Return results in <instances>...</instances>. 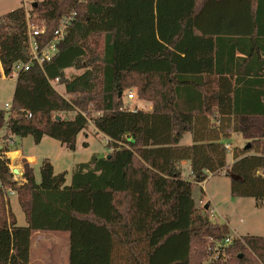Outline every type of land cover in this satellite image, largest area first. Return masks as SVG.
<instances>
[{"label":"trees","instance_id":"16d2710c","mask_svg":"<svg viewBox=\"0 0 264 264\" xmlns=\"http://www.w3.org/2000/svg\"><path fill=\"white\" fill-rule=\"evenodd\" d=\"M33 6L31 16L46 27L41 45L64 17L75 16L57 54L17 74L12 108L0 109V132L32 135L36 143L48 136L75 150L89 125L81 111L91 116L94 108L93 124L112 151L78 163L67 184V172L56 174L49 158L39 182L27 161L23 181H14L0 149V195L3 187L17 191L28 223L18 225L11 211L0 216V264H30L36 231L68 232L69 264H206L209 238L232 233L211 217L214 207L201 185L209 174L224 172L232 196L264 206V0H41ZM29 59L21 6L0 16V77ZM70 68L85 70L69 78ZM55 79L72 98L56 90ZM133 87L150 110L124 108L123 94ZM212 120L217 130L209 128ZM230 128L251 139L232 164L222 141ZM189 132L193 143L181 144ZM183 161L190 162L191 178L183 176ZM228 254L210 264H264V236L244 235Z\"/></svg>","mask_w":264,"mask_h":264},{"label":"rangeland","instance_id":"374dc122","mask_svg":"<svg viewBox=\"0 0 264 264\" xmlns=\"http://www.w3.org/2000/svg\"><path fill=\"white\" fill-rule=\"evenodd\" d=\"M39 1L41 0H0V16L21 6H24V8L32 14V10L34 7L33 4ZM32 18L34 19H32V23L38 26H43V23L36 20L35 15H33ZM1 69L3 70L2 66H0V70ZM84 70L85 69L70 68L66 70L65 75L66 77L70 78L74 75L82 73ZM16 77L17 72L15 70H13V74L8 77H0V109H6V103H12L16 86ZM54 85L56 87V90L60 94L64 93L67 97L69 96L65 91V85L63 83H56ZM130 91L136 93V97L132 101H129L126 97L127 93ZM123 103L124 108L135 106L145 110L146 108H148L144 100H141L139 98L137 88L135 87L127 89L124 92ZM89 114H91V116L96 115L94 108L91 110V112H89ZM74 115L75 113L73 112L61 113V116L64 118H72L74 117ZM91 116L89 115V125L87 129L80 132L77 136L75 150L68 149L67 147L63 146L60 141L51 137H45L41 143H36L35 138L32 135L23 138L15 136V140L18 142L17 146L19 148H23L26 155L36 154L38 156V162L34 164L38 176H40V167L43 160L45 158H49L52 164H54L57 173L65 171L67 172L66 176L70 183L74 168L78 163L88 162L94 154L103 156L109 152V139H107V137L103 133L97 132L94 129V124ZM210 125H213V128L217 130L216 127L218 126V123L215 120H212V123L209 124V128ZM228 132L231 135L228 138V142L232 145L231 151H228V161H231L232 158L234 159V152L240 150V148H244L246 144L251 141V139L246 138L239 132H234L231 128L228 129ZM190 135L191 133H187L183 137L181 143H191L190 141L192 140L189 139ZM0 143H7L6 139H1ZM17 146L15 145L14 148H16ZM10 155L14 158V154ZM31 160L34 159L32 158ZM10 168H13V170L15 168L12 163H10ZM187 171L188 169L184 167V175H187ZM15 175L17 179L14 177L13 180L21 181V179H19L18 177L19 175L16 173ZM2 190L5 197H2L0 195V216H4L6 214L8 216V212H12L13 207V211L15 212L19 220V225H26L25 214L22 211L20 203L17 199V191H10L9 187H3ZM200 192L201 187L198 186L196 190L197 199L200 196ZM204 192L208 201L212 202V206L216 208L215 211H213L211 214L213 220L217 219L218 221H221L223 223L230 222V224H228L230 230L235 229L242 236H264V206L258 207L256 205V200L253 197L232 196L231 179L224 172L219 174H209L208 178L205 181ZM200 206L201 203L198 202V207L200 208V210H202L203 208ZM63 235L67 236V240L66 237H64L63 240L57 238L56 242L58 243V247H55L53 251L57 253V256L60 259H65V262L67 263L69 261V233L63 232ZM49 249H51V247H49ZM253 254L254 253L252 252H247V256L254 257ZM53 255L54 254L52 253V256ZM48 257L49 253H47L46 255V258Z\"/></svg>","mask_w":264,"mask_h":264},{"label":"built area","instance_id":"2783aa9c","mask_svg":"<svg viewBox=\"0 0 264 264\" xmlns=\"http://www.w3.org/2000/svg\"><path fill=\"white\" fill-rule=\"evenodd\" d=\"M27 11V25H28V36H29V54L30 59L26 63L18 62L14 70L17 72V74L22 70H28L34 63L39 64L40 66H43V64L47 61H50L59 51V44L64 39L65 34L74 19L75 12L71 13V15L64 17L59 27L55 30L54 35L51 40H49L44 45H41L38 37L43 35L45 33L46 27L38 26L32 23V16L28 10ZM1 66V64H0ZM3 71V70H2ZM51 83L55 87L54 84L58 83V79L51 80ZM56 88V87H55ZM63 96L67 97L64 93H61ZM127 99L129 101H132L136 97V93L130 91L126 95ZM68 98V97H67ZM12 108V103H6V109L7 111H10ZM138 107H130L127 109H130L132 111H136ZM81 113L88 118L86 112L81 111ZM29 117H31V113L28 114ZM6 132L5 135H1L2 132ZM9 139H8V136ZM12 134L6 131L5 129L0 132V139H6L5 144L1 143L2 146L7 147L10 143L12 145L14 142L11 140ZM224 146L227 151H231L232 145L229 142H224ZM11 171L14 174V177L16 178V175L13 171V168H11ZM13 177V178H14ZM17 179V178H16ZM10 191H13L10 189ZM242 235H240L236 230H232V233L226 236L225 238H209L208 247H207V257L205 259L206 264L214 263L217 260L221 261H227L229 258L228 254V247L234 243L236 239H241Z\"/></svg>","mask_w":264,"mask_h":264},{"label":"crops","instance_id":"0c3cea01","mask_svg":"<svg viewBox=\"0 0 264 264\" xmlns=\"http://www.w3.org/2000/svg\"><path fill=\"white\" fill-rule=\"evenodd\" d=\"M2 77H5V75L3 74ZM144 102L148 106V108H146V110H150L151 107H152L151 102L146 101V100H144ZM94 129L97 132H100L95 126H94ZM5 134H6V132H4V131L1 133V135H5ZM45 137H48V136H44L42 138V140ZM21 138H23V137H21ZM107 139H109V138L107 137ZM189 139L192 140V141H190L191 143L188 142V143H185L184 145H189V144H192L193 143V134L192 133H191ZM11 140L14 142L13 145H12V143H10L7 147L2 146V144H0V146H2V148L4 147L6 149L5 154L10 159V163H12L14 165V167H15L14 170L15 169L18 170V173H16V174L19 175L18 176L19 179H21V181H23L22 175L24 173V161H27L34 168L37 181L39 182L40 179H41V177L37 175L36 169L34 167V164H36L38 162V156L36 154H27L26 155L25 154V151L23 150V148H19L17 146L18 142L15 140V136L14 135L11 136ZM42 140L39 143H41ZM222 141L223 142H228L229 140L227 138L226 139L225 138H222ZM15 145L17 146L16 148H14ZM63 146H65V145H63ZM11 148H13V149H11ZM111 151H112V149H109V152H111ZM10 154H14L15 155L14 158ZM32 158L34 160H31ZM233 162H234V159L233 158L231 159V161H228L229 164H232ZM53 166H54V164H53ZM181 167H182V172L184 170V167H186L188 169L187 175H184V173H183V176L186 177V178H191V165H190V162L189 161H183L181 163ZM54 171L57 174V172L55 170V166H54ZM66 179H67V184H70L71 182L69 183L67 176H66ZM201 185H202V187L205 190V182H203ZM17 199H18V196H17ZM18 201H19V199H18ZM215 209L216 208L214 207V211H215ZM12 212L14 213V215L16 217V220H17V224L19 225V220L17 218V215L13 211V207H12ZM25 219H26V216H25ZM27 224L28 223H27V220H26V225ZM226 224L228 225V224H230V222H226ZM21 226H24V225H21ZM233 230H235V229H233ZM64 237H66V240H67V236H64L63 235V232H61V231H55V232L36 231V232H34L33 235H32V238H31L30 264H69V261L66 263L65 262V259H60L57 256V253H55L53 251V249L55 247H58V243L56 242V239L59 238V239H62L63 240ZM68 239H69V235H68ZM49 247H51V249H49ZM47 253H49V257L48 258H46ZM52 253L54 254L53 256H52Z\"/></svg>","mask_w":264,"mask_h":264},{"label":"water","instance_id":"95a60500","mask_svg":"<svg viewBox=\"0 0 264 264\" xmlns=\"http://www.w3.org/2000/svg\"><path fill=\"white\" fill-rule=\"evenodd\" d=\"M60 118H61V117L58 116V119H60ZM129 140L132 141V142H134V139H133V138H129ZM0 149H2V146H0ZM107 156H110V155H107ZM14 173H18V170L15 169V170H14Z\"/></svg>","mask_w":264,"mask_h":264},{"label":"bare ground","instance_id":"6f19581e","mask_svg":"<svg viewBox=\"0 0 264 264\" xmlns=\"http://www.w3.org/2000/svg\"><path fill=\"white\" fill-rule=\"evenodd\" d=\"M15 156V155H14Z\"/></svg>","mask_w":264,"mask_h":264}]
</instances>
